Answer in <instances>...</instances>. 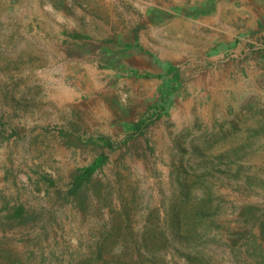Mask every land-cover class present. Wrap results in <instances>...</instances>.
<instances>
[{"label": "rangeland", "instance_id": "374dc122", "mask_svg": "<svg viewBox=\"0 0 264 264\" xmlns=\"http://www.w3.org/2000/svg\"><path fill=\"white\" fill-rule=\"evenodd\" d=\"M0 264H264V0H0Z\"/></svg>", "mask_w": 264, "mask_h": 264}, {"label": "trees", "instance_id": "16d2710c", "mask_svg": "<svg viewBox=\"0 0 264 264\" xmlns=\"http://www.w3.org/2000/svg\"><path fill=\"white\" fill-rule=\"evenodd\" d=\"M94 173V165L91 166V167H86V168H83L81 169V171L79 172V174L75 177L74 179V184H73V188L71 189V191H76L77 188H79V186H81V184L84 182V181H90L92 175ZM182 197H185V198H188L189 197V193L188 192H182ZM186 209H184L183 207H181V212L185 213ZM21 212V209L17 210L16 213H20ZM202 210L198 209V208H192L190 210V213H189V216H190V219H191V223L192 225L195 224L196 225H199L201 223V214ZM180 225V227L184 228L183 226H187L188 223L187 222H182L181 220H179L178 222L176 221L175 224L177 225ZM183 224V225H182ZM120 228V225L119 227ZM150 231L148 232V235H147V238H146V241L147 244L146 246L149 247V243L152 242L153 243V246L150 247V248H154L158 243H160L161 241H165L166 242V236H165V233L164 231L162 230H157V231H152L154 228H149ZM162 238V239H161ZM163 242V243H165ZM132 246H138L140 243H139V240L138 241H132Z\"/></svg>", "mask_w": 264, "mask_h": 264}]
</instances>
